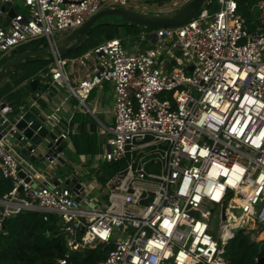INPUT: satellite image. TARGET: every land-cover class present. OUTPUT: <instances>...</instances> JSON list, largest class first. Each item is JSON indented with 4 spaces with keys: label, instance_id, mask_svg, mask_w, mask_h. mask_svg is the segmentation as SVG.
<instances>
[{
    "label": "built area",
    "instance_id": "2783aa9c",
    "mask_svg": "<svg viewBox=\"0 0 264 264\" xmlns=\"http://www.w3.org/2000/svg\"><path fill=\"white\" fill-rule=\"evenodd\" d=\"M132 1L24 0L27 13L9 15L15 1L0 0V63L36 38L54 48L104 8L144 9ZM214 2L184 25L142 31L131 50L116 37L78 56L53 52L48 83L67 96L42 115L45 123L56 140L68 139L64 104L75 99L79 111L95 114L93 90L111 84L115 121L102 159L115 170L101 198L39 181L47 176L32 172L11 148L13 134L0 129V177L13 184L0 196V231L25 211L55 215L67 247L58 264H73L91 246L106 252L90 264H228L237 228L264 239V0L250 21L238 0H216L211 13ZM81 70L89 73L74 77ZM29 101L6 107L22 117ZM60 154L46 157L51 169ZM217 210L218 238L208 215Z\"/></svg>",
    "mask_w": 264,
    "mask_h": 264
},
{
    "label": "crops",
    "instance_id": "0c3cea01",
    "mask_svg": "<svg viewBox=\"0 0 264 264\" xmlns=\"http://www.w3.org/2000/svg\"><path fill=\"white\" fill-rule=\"evenodd\" d=\"M167 6L169 5L160 7V10L156 13L170 12L172 9L166 8ZM50 72L51 71L49 70L45 73L41 72L38 76L31 75L28 78H25L24 81V100H30V103L24 102L25 110L30 111L37 117L50 112L52 109L54 110V107L61 104L63 98L67 96V92L64 88L50 86L48 83V74ZM88 73V71H76L74 77L79 78ZM33 80L38 81L35 89L31 86ZM9 82L10 78L7 76L0 83V90L3 93V97L4 95L7 96V99L4 100L18 104V102L14 100L15 98L10 95L14 93L13 91L4 94L5 87H7ZM41 94L46 96L42 98L40 96ZM8 96L11 98L9 99ZM24 100H21L20 102L22 103ZM34 101H36V103L33 105ZM91 102L92 104H90ZM89 104L93 108L95 114L79 111L77 109V100L75 99H71L64 104V111H62L64 120L61 126L67 131L69 138L63 140L64 150L59 156L64 159V162L62 163L59 160L56 161V166L59 165L61 168L57 173H55L56 168H52L50 174L51 178H53L52 183L57 181L65 184L70 181V186L72 188L79 183L80 186H83L86 190L90 191L93 197L101 198L104 196L103 190L108 176L112 173V168H109V166L107 167L109 162L102 159V154L107 146L108 138L111 135L108 128L111 127L115 121L113 86L109 83H105L95 88L90 96ZM100 115H103V117ZM83 133H86L89 136H94L97 139L98 151L96 153L77 152L75 137L80 136ZM9 142L12 149L18 145L15 143L14 138H10ZM14 152L27 162V165L32 172L39 175L40 172L38 169L41 165L39 158L34 161L30 159V156H22L20 154V149L19 152ZM42 153L45 154L44 151ZM32 154L38 155L40 153L39 151H36ZM39 181L46 182L47 180L41 178Z\"/></svg>",
    "mask_w": 264,
    "mask_h": 264
},
{
    "label": "trees",
    "instance_id": "16d2710c",
    "mask_svg": "<svg viewBox=\"0 0 264 264\" xmlns=\"http://www.w3.org/2000/svg\"><path fill=\"white\" fill-rule=\"evenodd\" d=\"M258 0H238L239 10L246 19H252V8ZM218 5V3H217ZM105 32L104 38H99V43L119 37L120 28H124L125 34L130 35V39H124L123 43L139 39L142 31L152 30L145 27L128 23L121 18V21L107 22L100 21L92 32L98 28ZM94 40V36L88 37ZM2 92L0 90V96ZM75 145L78 153H96L97 139L86 133L75 137ZM116 166L109 163L107 167ZM13 184L10 180L0 177V196L10 191ZM4 229L0 231V264H58V259L63 257L67 251L63 236H57V218L53 214H41L38 212L25 211L15 217L7 218L4 221ZM240 233L238 236H241ZM245 234L238 242L234 239L228 248V264H255V258L261 257V252L257 246L249 241ZM105 247H92L85 255L77 252L72 256L73 264H90L105 256Z\"/></svg>",
    "mask_w": 264,
    "mask_h": 264
},
{
    "label": "water",
    "instance_id": "95a60500",
    "mask_svg": "<svg viewBox=\"0 0 264 264\" xmlns=\"http://www.w3.org/2000/svg\"><path fill=\"white\" fill-rule=\"evenodd\" d=\"M208 0H189L181 8L175 11L167 13H148L139 11L136 9L126 7H112L104 8L91 16L82 26L72 30L71 32L60 36L56 40V44L53 47H49L48 51L58 52L62 55H66L69 52L79 48L89 37L91 31L100 21L108 16H119L126 20L130 24L145 27L148 29H156L160 27H178L186 24L190 20L197 18L203 10ZM15 14V8H11L9 15ZM44 52V51H43ZM40 52L25 51L21 54H17L14 58L8 60L0 68V80L9 71L10 68L20 65L29 56H35ZM193 66L189 69L193 70ZM38 81L33 80L31 86L35 89ZM8 101H0V129L13 134L14 138L23 137L18 146L20 147V154L22 156H30V159L36 161L38 158L41 161L40 168L38 171L47 176V181H53L51 178L48 161L46 159L54 151L63 152L64 145L63 139L58 138L55 131H53L49 125L45 123L43 116L37 117L31 112H27L20 117V110H16L17 106L14 105V111H8ZM11 104L14 102H10ZM13 114V115H11ZM15 130H11L12 127ZM34 151H39L40 154H32ZM45 152L43 154L42 152ZM60 162H64L62 157H59ZM61 166H56L55 173L59 171ZM20 175L24 177L26 174L24 171L20 172ZM75 182V181H74ZM59 184V182H55ZM70 184V181L66 182V185ZM34 186L36 183L33 184ZM80 187V184H76L74 189ZM244 228H237V232L240 234ZM255 264H264V252L263 255L258 259Z\"/></svg>",
    "mask_w": 264,
    "mask_h": 264
},
{
    "label": "rangeland",
    "instance_id": "374dc122",
    "mask_svg": "<svg viewBox=\"0 0 264 264\" xmlns=\"http://www.w3.org/2000/svg\"><path fill=\"white\" fill-rule=\"evenodd\" d=\"M14 1H15L14 3L15 10L23 12V13H27V8L24 5V0H14ZM174 1L175 0H136L134 2L132 1L131 3L132 5L140 4L141 7H144V9L141 10L143 12L156 13L160 10V7L162 6L169 5L166 8L172 9L171 11H175L181 8L187 2V0H183V1H179L176 5H174ZM219 8L220 6L217 5V2L215 0V2L212 4L210 8V11L211 13H213ZM256 14L259 15L258 12L255 11V13L252 14V17L256 18ZM101 21L117 22V21H121V18L119 16H108V17L103 18ZM123 29L124 28H120V31H119L120 34H118L119 37H124V39L125 38L130 39V35L127 36V34H125ZM145 31H148V30H145ZM90 35L91 37L94 36L93 38L94 40H92L91 38H88L79 48L69 52L68 54H66V56H78L86 51L92 50L99 43V38L101 39L105 37V32H103L102 28L100 27L94 30L92 34ZM135 42L136 40L129 41L126 44V48L128 50H131V47L134 45ZM140 42L142 43V41ZM141 45L143 48H145L150 44L149 42H146V43H142ZM48 49H49V42L47 41V38L40 37V38L34 39L33 41L29 43H25L19 46L18 48H16L14 51H11L3 58V60L0 63V68L8 60L14 58L17 54H21L22 52H25L28 50L40 52L39 54L35 56H29L20 65L10 68L8 73L3 78H1L0 83L5 79V77L9 76L10 78L9 84H7V87H5L6 89L4 91V94L6 92L13 91L14 93L10 95L13 98H15L14 100H16L18 104L19 103L22 104L20 101L25 98V94H24L25 78H28L31 75L38 76L41 72L45 73L50 70V66L53 61V53L51 51H48ZM178 55H181V52H179ZM8 98L10 99L11 97L8 96ZM2 99L3 100L7 99V96L4 95L3 97V93L0 96V100ZM90 104H92V102ZM100 116L103 117V115H100ZM19 149L20 148L17 145L13 148V151L19 152ZM196 215L198 216V214ZM208 215H209V220L214 227L213 234L216 238H218L219 236L218 232H219L220 222H221L219 211L217 210L214 214H210V211H209ZM125 229H128V228H125ZM57 230L58 232H60L61 225L58 226ZM244 236H245V233L242 232V235L237 236L235 241L238 242L240 238ZM247 236L249 237L248 238L249 241L253 242L257 246L258 251L261 252V250L264 248V239L262 240V237H261L260 238L261 241L259 239L253 240L251 238V234L249 233H247ZM230 245L228 246V248H230ZM92 247L94 246L89 247L88 250L91 249ZM259 258L260 256L258 257V259Z\"/></svg>",
    "mask_w": 264,
    "mask_h": 264
}]
</instances>
